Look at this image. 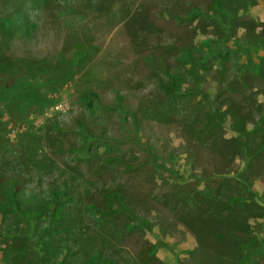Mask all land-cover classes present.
Listing matches in <instances>:
<instances>
[{
  "label": "rangeland",
  "instance_id": "374dc122",
  "mask_svg": "<svg viewBox=\"0 0 264 264\" xmlns=\"http://www.w3.org/2000/svg\"><path fill=\"white\" fill-rule=\"evenodd\" d=\"M0 264H264V0H0Z\"/></svg>",
  "mask_w": 264,
  "mask_h": 264
}]
</instances>
